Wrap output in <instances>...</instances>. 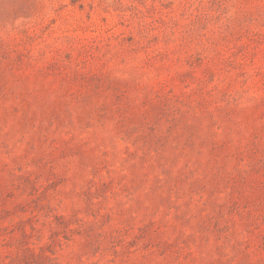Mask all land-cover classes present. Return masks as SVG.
Segmentation results:
<instances>
[{
  "label": "rangeland",
  "instance_id": "1",
  "mask_svg": "<svg viewBox=\"0 0 264 264\" xmlns=\"http://www.w3.org/2000/svg\"><path fill=\"white\" fill-rule=\"evenodd\" d=\"M0 264H264V0H0Z\"/></svg>",
  "mask_w": 264,
  "mask_h": 264
}]
</instances>
